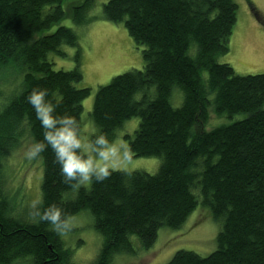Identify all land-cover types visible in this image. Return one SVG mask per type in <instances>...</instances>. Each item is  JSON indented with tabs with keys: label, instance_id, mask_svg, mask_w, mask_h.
Here are the masks:
<instances>
[{
	"label": "trees",
	"instance_id": "obj_1",
	"mask_svg": "<svg viewBox=\"0 0 264 264\" xmlns=\"http://www.w3.org/2000/svg\"><path fill=\"white\" fill-rule=\"evenodd\" d=\"M70 1L0 0V80L10 73L19 77L0 101V264H70L65 240L46 222L27 223L11 214L2 164L20 129L42 139L25 100L32 88H47L61 101L57 112L81 121L90 94L77 85L84 77L81 63L57 70L50 58L65 55L63 45L75 46L80 58L78 35L59 26L35 38L73 9L75 20L87 21L80 13L95 0ZM237 10L234 0L103 3V17L124 23L143 46L144 66L99 86L91 118L97 130L111 135L138 117L135 134L123 136L132 156H157L162 164L154 174L117 171L74 191L61 182L51 149L42 153L45 205L57 203L73 216L89 211L103 237L92 264L135 254L134 237L141 248H151L161 228H180L199 204L220 224L216 249L207 256L180 249L164 264H264V73L237 74L231 63L219 61L230 51ZM175 87L182 93L177 107L171 102ZM211 111L220 118L246 116L207 130Z\"/></svg>",
	"mask_w": 264,
	"mask_h": 264
},
{
	"label": "rangeland",
	"instance_id": "obj_2",
	"mask_svg": "<svg viewBox=\"0 0 264 264\" xmlns=\"http://www.w3.org/2000/svg\"><path fill=\"white\" fill-rule=\"evenodd\" d=\"M79 5L83 0H71ZM238 6L237 22L230 37V51L219 58L221 63H231L237 74L249 75L264 73V0H234ZM69 2V3H70ZM106 0H95L94 5L80 15L86 18L85 23L73 18L77 9H73L72 16L65 17L52 25L49 30H43L35 38L54 32L59 26L72 28L79 38L80 58L75 46L63 45L65 55L51 53L54 69L70 70L79 62L83 72V80L77 84L79 88H90V94L83 100L81 123L84 130L91 133L97 130L91 118L96 92L101 85L108 84L111 79L131 69H142L144 60L142 45H138L129 35L124 23L109 21L103 17L102 5ZM256 7L261 20L253 12ZM66 9L68 8L67 5ZM67 12V11H66ZM206 77V72H204ZM19 77L5 74L0 80L3 96L7 95L17 83ZM213 96L211 95V99ZM171 102L177 107L182 104V93L174 88ZM245 114H237L232 118L218 117L211 111L206 129L230 124L243 119ZM139 125V118L133 117L125 121L117 129L115 138L123 140L125 134H135ZM32 140L28 131L20 129L13 147L2 159L5 190L9 196V208L13 209L12 215L23 222H33L31 216V202L41 198V182L43 175L42 161L40 158L28 160L23 151L28 142ZM162 164L157 156L133 157L132 171L156 173ZM201 204L191 213L185 223L177 229L161 228L155 244L148 249L140 247L136 237L133 238L137 252L135 254H119L112 264H164L173 254L180 250H191L202 256L212 253L217 247V234L220 224L210 214L204 211ZM208 210V209H207ZM75 227L71 232L61 237L65 240L66 250L70 249V264H92L95 260L103 237L95 228L94 218L87 210L74 215Z\"/></svg>",
	"mask_w": 264,
	"mask_h": 264
},
{
	"label": "clouds",
	"instance_id": "obj_3",
	"mask_svg": "<svg viewBox=\"0 0 264 264\" xmlns=\"http://www.w3.org/2000/svg\"><path fill=\"white\" fill-rule=\"evenodd\" d=\"M31 105L35 119L43 130L42 139H32L24 148L28 160L40 158L51 149L59 166L61 182L72 190L102 182L114 172L131 176L132 152L127 143L117 140V134L94 129L84 130L81 121L73 114L59 113V98L47 88L34 87L25 97ZM33 222H46L58 236H65L75 227V218L57 203L45 205L41 197L31 202Z\"/></svg>",
	"mask_w": 264,
	"mask_h": 264
},
{
	"label": "snow or ice",
	"instance_id": "obj_4",
	"mask_svg": "<svg viewBox=\"0 0 264 264\" xmlns=\"http://www.w3.org/2000/svg\"><path fill=\"white\" fill-rule=\"evenodd\" d=\"M262 19H264V17H262Z\"/></svg>",
	"mask_w": 264,
	"mask_h": 264
}]
</instances>
